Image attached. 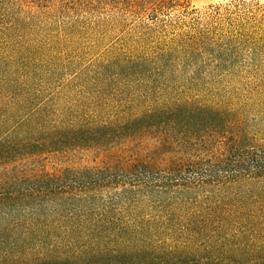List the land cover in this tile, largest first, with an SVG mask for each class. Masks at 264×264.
Here are the masks:
<instances>
[{
    "label": "rangeland",
    "instance_id": "rangeland-1",
    "mask_svg": "<svg viewBox=\"0 0 264 264\" xmlns=\"http://www.w3.org/2000/svg\"><path fill=\"white\" fill-rule=\"evenodd\" d=\"M180 2L156 21L116 17L111 0L48 16L0 9V137L30 115L95 135L2 164L0 187L31 173L115 176L0 214L9 229L0 262L264 264V170L254 159L264 156V0ZM233 5L246 21L232 71L161 56L173 35ZM138 162L144 174L125 172ZM192 168L212 176L193 183Z\"/></svg>",
    "mask_w": 264,
    "mask_h": 264
},
{
    "label": "trees",
    "instance_id": "trees-1",
    "mask_svg": "<svg viewBox=\"0 0 264 264\" xmlns=\"http://www.w3.org/2000/svg\"><path fill=\"white\" fill-rule=\"evenodd\" d=\"M114 15L121 19L140 20L146 18L150 21L158 20V15H165L170 9L175 7L186 8L181 0H111ZM84 0H0V9L3 12L11 11L16 15H58L81 8ZM222 6L212 8L209 15L210 21L205 26H197L187 33H178L168 41L166 51L161 56L167 60L173 58L180 67L195 69L197 71H219L230 72L237 66L239 49L237 41L245 36L246 15L239 11V5L230 10L229 6L222 9ZM188 9V8H187ZM185 12V11H184ZM41 119V118H40ZM51 121L36 118L34 115L26 116L18 121L16 129H12L9 134L0 137V166L9 162H15L23 155H33L35 151L53 152L65 147H80L90 144L89 140L95 135L89 134L79 137L76 128H63ZM28 127V128H26ZM24 128L26 130L24 131ZM27 133V134H26ZM26 134V135H24ZM93 143H96L92 139ZM92 144V143H91ZM255 171L261 173L264 170V156H254ZM218 164L223 167L229 165L218 160ZM138 166L139 170H133ZM145 164L138 162L137 165L129 164L125 172L129 175L143 170ZM193 175V183L203 182L204 173L200 174L196 169H190ZM80 174V175H79ZM176 176L181 175V171H174ZM205 175L204 178L212 176ZM24 177H12L5 182V188L0 187V214L12 211L13 207H20L25 202L42 200L43 198H55L64 195L75 196L77 191L82 192L96 190L100 187H107L115 184V176L109 171L83 170L82 172H66L58 175L35 176L24 174ZM19 183L20 186L16 187ZM24 183V185H23ZM25 186V187H23ZM18 188V189H17ZM21 189V190H19ZM8 228L0 229V246L4 245V239L8 236ZM8 239H6L7 241ZM0 264H15L3 259ZM25 264H42L31 262ZM45 264V263H43ZM54 264V263H53ZM55 264H63L55 261ZM68 264V263H67ZM71 264V263H70ZM76 264V263H75ZM91 264V263H85ZM98 264V263H92ZM217 264V263H209Z\"/></svg>",
    "mask_w": 264,
    "mask_h": 264
}]
</instances>
